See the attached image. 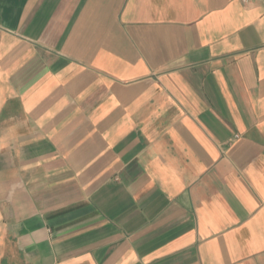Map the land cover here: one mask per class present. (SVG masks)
I'll list each match as a JSON object with an SVG mask.
<instances>
[{
    "label": "crops",
    "instance_id": "0c3cea01",
    "mask_svg": "<svg viewBox=\"0 0 264 264\" xmlns=\"http://www.w3.org/2000/svg\"><path fill=\"white\" fill-rule=\"evenodd\" d=\"M0 264H264V0H0Z\"/></svg>",
    "mask_w": 264,
    "mask_h": 264
}]
</instances>
